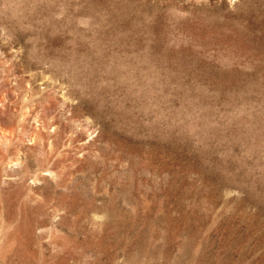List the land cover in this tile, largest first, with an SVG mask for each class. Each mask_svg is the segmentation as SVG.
Masks as SVG:
<instances>
[{"label":"rangeland","instance_id":"rangeland-1","mask_svg":"<svg viewBox=\"0 0 264 264\" xmlns=\"http://www.w3.org/2000/svg\"><path fill=\"white\" fill-rule=\"evenodd\" d=\"M0 101V264H264V0H0Z\"/></svg>","mask_w":264,"mask_h":264},{"label":"bare ground","instance_id":"bare-ground-1","mask_svg":"<svg viewBox=\"0 0 264 264\" xmlns=\"http://www.w3.org/2000/svg\"><path fill=\"white\" fill-rule=\"evenodd\" d=\"M245 5V4H244ZM4 96V95H3ZM6 97V96H5ZM4 98V97H3ZM1 102V101H0ZM5 104V103H4ZM19 108V107H18ZM35 109V108H34ZM29 115V114H28ZM28 121V120H27ZM36 133V132H35ZM3 135V134H2ZM2 135H1V137H2ZM37 137V136H36ZM5 139V138H4ZM50 170H52V169H50ZM58 171V170H57Z\"/></svg>","mask_w":264,"mask_h":264}]
</instances>
